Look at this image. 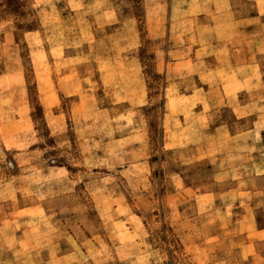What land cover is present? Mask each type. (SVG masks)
I'll return each instance as SVG.
<instances>
[{"label":"rangeland","instance_id":"rangeland-1","mask_svg":"<svg viewBox=\"0 0 264 264\" xmlns=\"http://www.w3.org/2000/svg\"><path fill=\"white\" fill-rule=\"evenodd\" d=\"M0 264H264V0H0Z\"/></svg>","mask_w":264,"mask_h":264}]
</instances>
